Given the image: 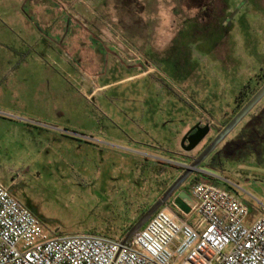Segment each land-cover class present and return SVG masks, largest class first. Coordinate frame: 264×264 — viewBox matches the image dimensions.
<instances>
[{
    "label": "rangeland",
    "instance_id": "1",
    "mask_svg": "<svg viewBox=\"0 0 264 264\" xmlns=\"http://www.w3.org/2000/svg\"><path fill=\"white\" fill-rule=\"evenodd\" d=\"M263 73L264 0H0V183L52 237L120 238L174 182L169 161L216 137L187 153L186 132L223 125ZM263 118L264 98L208 161L239 150L250 125L264 136ZM237 158L222 167L240 181L250 173L237 168L257 165L240 192L263 214L264 153Z\"/></svg>",
    "mask_w": 264,
    "mask_h": 264
},
{
    "label": "built area",
    "instance_id": "2",
    "mask_svg": "<svg viewBox=\"0 0 264 264\" xmlns=\"http://www.w3.org/2000/svg\"><path fill=\"white\" fill-rule=\"evenodd\" d=\"M127 50L132 60L117 51L144 63ZM192 196L195 223L168 212V205L123 245V239L93 234L50 236L0 183V264H264V213L211 183L196 184Z\"/></svg>",
    "mask_w": 264,
    "mask_h": 264
},
{
    "label": "water",
    "instance_id": "3",
    "mask_svg": "<svg viewBox=\"0 0 264 264\" xmlns=\"http://www.w3.org/2000/svg\"><path fill=\"white\" fill-rule=\"evenodd\" d=\"M264 98V85L262 88L251 98V100L237 113V115L228 123V125L216 135L213 141L196 157L193 158L191 164L174 163L183 168V173L173 182V184L165 191L163 196L158 199L143 216L132 226L124 237L122 244L125 245L132 240V238L148 223V221L163 208L175 195L179 192L182 186L188 179L195 173L203 172L202 166L206 163L210 155L221 145L222 142L234 131V129L251 113V111L259 104ZM211 124L202 126V122L197 123L192 127L183 137L181 141L182 149L187 152L195 151L201 143L211 133ZM215 154L212 158H215ZM185 193L181 192L178 195L176 202L179 206H183V198Z\"/></svg>",
    "mask_w": 264,
    "mask_h": 264
},
{
    "label": "crops",
    "instance_id": "4",
    "mask_svg": "<svg viewBox=\"0 0 264 264\" xmlns=\"http://www.w3.org/2000/svg\"><path fill=\"white\" fill-rule=\"evenodd\" d=\"M141 75V74H139ZM139 75H136V76H139ZM135 77V76H134ZM264 123V122H263ZM211 124V123H210ZM216 126V125H214ZM213 126V127H214ZM219 125H217L218 127ZM256 134L258 135H254L255 136V141L253 142L252 138L248 136V134L244 131L241 133L240 136H238L236 139H237V142H240L241 143V147L239 148V150L236 148V146H233V150L234 149H237L236 150V154L232 153V152L228 155L226 154V152L224 151V149L220 152H216V155L218 156V159L216 160L219 161L217 163H214L213 165H210V162L207 161L206 163H204V165L202 166V169H203V172H198V173H195L194 174V179L191 183H200V182H206L208 183L209 182V179H213L215 180V182L217 183L216 184H213V185H216L218 187H221L223 189H226V190H233V189H242V186L240 183H254L252 182L250 179H249V176L251 175H257V165H253V164H250V166H244L242 168H237V170L235 171L236 172V176L238 179L240 178H243L245 176L244 173L248 172L250 173V175H248V177H245L246 179L245 180H240V181H235L233 179H231L229 176L226 175V170L222 167V161L224 159H226L227 157L229 158H237L238 160H242V162L244 163V159H242L245 155H251V156H259L260 154V151L264 153V136H263V132L261 131V129L258 127L256 130H255ZM185 134V133H184ZM183 134V135H184ZM253 135V134H252ZM251 135V136H252ZM250 140V141H249ZM239 143V144H240ZM195 152V151H194ZM192 159L191 156L189 155H184L183 159H180L177 157V161L174 162V161H169V163H173L172 166H175L177 168H175L176 170H178V175L177 177L182 173V167L181 166H177L175 165L174 163H182V164H190L189 160ZM246 164V163H245ZM259 168L262 167V169L264 170V163H262L261 165H258ZM258 171L260 169H257ZM177 177H175V179H177ZM192 189L191 188L190 190H187L186 188H183L182 189V192L185 193V197L183 198V206L181 208L182 212L183 213H186V217L185 219H187V216L190 215L189 217H192V216H196L194 215L193 213H191V203L189 202V199H193V196H192ZM181 192V191H179ZM179 194V193H178ZM178 196V195H177ZM174 195V197L172 198V203L170 204V207H174L177 202L175 201L176 197ZM162 197V196H161ZM160 197V198H161ZM155 203V202H154ZM176 203V204H175ZM153 205V204H152ZM178 205V204H177ZM179 206V205H178ZM151 207V206H150ZM188 217V220H190V222L193 224L195 223L193 221V219L189 218Z\"/></svg>",
    "mask_w": 264,
    "mask_h": 264
},
{
    "label": "trees",
    "instance_id": "5",
    "mask_svg": "<svg viewBox=\"0 0 264 264\" xmlns=\"http://www.w3.org/2000/svg\"><path fill=\"white\" fill-rule=\"evenodd\" d=\"M263 75V78H264V73L262 74ZM259 91V90H258ZM257 91V92H258ZM256 92V93H257ZM255 93V94H256ZM254 94V95H255ZM253 95V96H254ZM252 96V97H253ZM247 97V96H246ZM251 97V98H252ZM251 98L246 102V104L251 100ZM242 99H243V97H241V102L243 103L244 101H242ZM246 104H240V108H239V110L236 112V114L234 115V116H232L228 121H226L223 125H219L218 127L217 126H214L213 127V129L216 131V135L218 134V133H220L227 125H228V123L237 115V113L246 105ZM264 119V118H263ZM262 128L263 127V124L261 123V124H258V125H250L249 127H247V130H245L244 131V133L246 132L247 134H248V136H249V138L251 137H254L255 138V136L257 135L256 134V132H255V130L257 129V128ZM253 134V135H252ZM252 135V136H251ZM255 135V136H254ZM258 136V135H257ZM250 141V140H249ZM218 159V156H216L215 158H212V159H210L209 160V162H210V165H213L214 163H217V162H219V161H217L216 162V160ZM219 160V159H218ZM189 162H190V164L193 162V159H190L189 160ZM189 180V179H188ZM208 183H213V184H216L217 185V183L215 182V180H213V179H209V182ZM230 191V190H229ZM145 212H146V210H144L143 211V214H142V216L145 214ZM136 223V222H135ZM134 223V224H135ZM132 228V226L130 227V228H127L125 231H124V233L122 234V236L120 237V238H115V237H112V236H110V235H105V234H99V233H96V232H93L94 234L93 235H101V236H105V237H108V238H112V239H124V237L126 236V234L128 233V231L130 230Z\"/></svg>",
    "mask_w": 264,
    "mask_h": 264
},
{
    "label": "flooded vegetation",
    "instance_id": "6",
    "mask_svg": "<svg viewBox=\"0 0 264 264\" xmlns=\"http://www.w3.org/2000/svg\"><path fill=\"white\" fill-rule=\"evenodd\" d=\"M202 126H203V125H202ZM211 127H212V129H213V126H212V125H211ZM189 130H190V129H189ZM187 132H188V131H187ZM187 132H186V133H187ZM183 171H184V170H183ZM183 171H182V173H183ZM182 173H181V174H182ZM181 174H180V175H181ZM180 175H179V176H180ZM175 180H176V179H175ZM175 180H174V181H175ZM172 184H173V183H172ZM246 185H247V186L254 187V183H246ZM262 189H263V188H262ZM233 190H234V192L238 195V197H239L241 200L244 201V200L247 199L246 195L240 192L241 189H236V188H235V189H233ZM260 195L264 198V190H263V192L261 191V194H260ZM162 196H163V195H162ZM249 197H250L251 199H255V198H256L254 195H251V194H249ZM244 202H245V201H244ZM149 208H150V207H149ZM149 208H148L147 210H149ZM147 210H146V211H147Z\"/></svg>",
    "mask_w": 264,
    "mask_h": 264
}]
</instances>
